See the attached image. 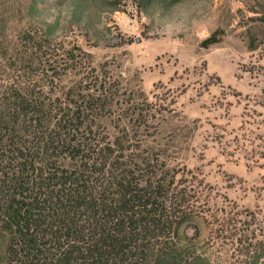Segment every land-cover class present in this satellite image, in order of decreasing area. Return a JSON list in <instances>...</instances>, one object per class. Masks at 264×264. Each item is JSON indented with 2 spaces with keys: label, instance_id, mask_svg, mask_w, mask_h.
<instances>
[{
  "label": "rangeland",
  "instance_id": "obj_1",
  "mask_svg": "<svg viewBox=\"0 0 264 264\" xmlns=\"http://www.w3.org/2000/svg\"><path fill=\"white\" fill-rule=\"evenodd\" d=\"M11 85L53 122L87 104L91 136L168 168L204 212L180 235L213 264H264V0H0ZM8 248L0 232V264H18Z\"/></svg>",
  "mask_w": 264,
  "mask_h": 264
},
{
  "label": "trees",
  "instance_id": "obj_2",
  "mask_svg": "<svg viewBox=\"0 0 264 264\" xmlns=\"http://www.w3.org/2000/svg\"><path fill=\"white\" fill-rule=\"evenodd\" d=\"M11 86L0 95V232L18 264H213L180 235L204 212L168 168L151 169L123 135L91 136L87 104L53 122L44 100ZM244 248L257 262L258 246Z\"/></svg>",
  "mask_w": 264,
  "mask_h": 264
}]
</instances>
